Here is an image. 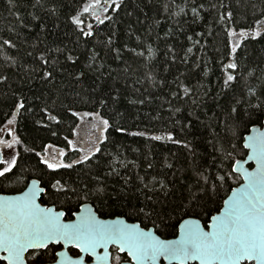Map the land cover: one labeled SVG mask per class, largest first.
<instances>
[{"label": "snow or ice", "instance_id": "1", "mask_svg": "<svg viewBox=\"0 0 264 264\" xmlns=\"http://www.w3.org/2000/svg\"><path fill=\"white\" fill-rule=\"evenodd\" d=\"M8 2L13 4V0ZM123 3L124 0H86L82 11L70 17L78 31V40L83 37L87 42L96 38L98 45L110 48L112 36L106 41L98 39L93 25L86 23L82 16L89 15L103 25L105 19H112L105 15L109 9L118 12ZM192 3L193 23L204 19L200 9L206 12L215 9L218 24L223 26L231 40L227 62L221 61L217 97H221L222 102L218 103L219 112L214 114L215 127L211 129L213 139L209 141L214 161H218L219 166L213 171L214 165L205 166L193 161L183 169L182 178H175L176 174L173 173L174 179L168 182L155 177L145 182L139 173L135 174V179L132 175H121L112 160H105V156L112 155L107 151L108 144H115L111 132L153 141L182 143L171 133L149 136L144 131L129 132L121 125V120H127L129 114L127 110L121 111L117 107L123 96L121 88L117 87L118 77L123 76L127 84L128 79L137 76L134 84H139V75L152 79L151 68L147 64L143 68H133L125 62V67L114 76L116 70L106 69L104 63L93 67L100 56L96 48L84 54L87 63L82 68L80 56L68 54L66 59L79 68L78 72L70 73L75 81L81 83L89 78V73L92 74L90 87L96 97V107L79 112L65 105L66 111L79 121L72 134L80 138L77 142L68 136L63 137L67 151L52 144H45L42 151L23 149L25 152H35L39 158L38 165H43L45 174L50 175V179L45 181L43 175L31 178L29 169H25L21 163V152L17 146L22 145L23 141L10 126L17 123L20 110L27 111L28 108L24 99L17 100L15 111L5 121L6 133L5 128H0V133L9 137L5 139L0 136V192L17 191L13 184H23V188L16 195L0 194V264H122V257L114 256L109 251L113 247L130 258L128 264H159L161 260L169 261V264H264V131L260 130L264 129V68L258 65L249 69L244 65L242 70L237 56V51L246 40L259 41L264 37V6L258 5L255 0H235V7L231 0L229 3L219 0V4H211L208 9L204 8L203 3L198 6L195 0ZM32 7L44 8L45 5L43 0H34ZM164 7L167 9L168 6ZM249 7L253 9L251 23L247 22ZM50 11L56 13L55 8ZM175 14L186 15L182 8ZM102 15H105V19L101 18ZM32 18L39 19L34 15ZM21 25L27 26L23 21ZM211 34L209 31L208 35ZM198 35L203 36L204 33ZM136 39L139 41L140 38ZM187 39L192 40V37L188 36ZM193 43L199 44L200 41ZM2 45L16 47L10 39H4ZM124 48L133 58L144 56V51L128 48L127 45ZM111 50L116 53L114 59H122L120 49ZM146 50L150 54L149 60L155 59L151 45ZM187 51L191 53L192 48ZM172 59L174 62V56ZM40 60L50 69L42 73L41 79L49 82L54 79L57 61H49L43 55ZM196 66L199 67V64ZM257 69L260 75H257ZM248 77L257 83H250ZM179 79V76L176 77L173 83L176 84ZM8 80L9 76L0 72V84ZM240 81H244L245 89L237 92L234 85ZM176 88L170 93L172 99L165 101L170 105L167 109L170 115L181 111L180 107L171 106L172 100L187 99L192 104L198 103L193 95L195 88L183 83L176 84ZM134 91L139 92V89L134 88ZM128 103L133 106L151 104V97L128 99ZM43 111L47 113L48 109ZM147 117L159 119V116L153 117L151 113ZM47 119L61 123L51 113H48ZM135 119L139 120V115H135ZM80 124L91 125L95 132L87 138L81 137ZM42 127L48 128L49 125L43 124ZM249 130L254 135L245 136L244 132ZM51 135L56 136L57 133L53 131ZM241 146L247 150L246 159L236 158L237 149ZM184 147L189 148L193 156L196 155L188 143H184ZM69 152L80 155L71 162H65L64 157ZM93 161L94 166L81 169L82 174L78 179H65L61 173L62 169H75L77 165ZM249 161L255 164L252 170L245 167ZM129 163L138 167L135 161ZM123 167L127 168V164H123ZM147 167L152 168L153 163L149 162ZM165 167L173 169L174 165L166 163ZM176 171L181 172V169ZM230 180L239 186L231 189V195L223 200L222 209L217 208L216 215L209 214L207 224L193 219L203 215L212 197ZM43 197L50 199L51 206L41 203ZM58 201L60 206H67L66 211L57 210ZM97 202L101 208L108 204L109 207L119 206L124 211L116 213L115 219H103L101 208L95 207ZM180 213L183 216L176 223H171L174 215L179 216ZM133 218L140 222L129 223L128 220ZM168 229H172L174 239L166 238Z\"/></svg>", "mask_w": 264, "mask_h": 264}, {"label": "trees", "instance_id": "2", "mask_svg": "<svg viewBox=\"0 0 264 264\" xmlns=\"http://www.w3.org/2000/svg\"><path fill=\"white\" fill-rule=\"evenodd\" d=\"M85 2L86 0H43L45 7L39 8L32 7L34 0H13V4H9L8 0H0V72L9 76L6 83L0 84V128L15 111L17 100L24 99L28 110H20L15 132L23 141V144L17 148L21 152V163L25 169H29L28 174L31 178L35 179L43 175V179L47 181L50 175L45 174L43 165H38L39 158L35 156V152H25L23 149L42 151L45 144H52L67 151L68 146L63 137L68 136L69 139H73L72 129L79 121L66 111L65 105L79 112L90 111L96 107L94 102L96 97L90 87L92 74L89 73L88 79L78 83L70 73L78 72L79 68L72 66L66 59L68 54L79 55L83 62L80 65L82 68L83 64L87 63L84 54L90 53L93 48L100 52L97 64L93 67L104 63L106 69L116 70L113 72L114 76L125 67V62L131 64L133 68H143L145 64L151 68L152 79L148 80L143 75H139L138 78L141 80L139 84H134L137 76L128 79L127 84L124 83L123 76L118 77L117 87L121 88L123 96L121 104L117 107L121 111L127 110L129 114L127 120H121V125L129 132L144 131L149 136L171 133L176 140L182 141L176 144L166 140L153 141L141 136L111 132V139L115 144H108L107 151L112 155L105 156V160H112L121 175H132L135 179V174L139 173L144 177L145 182L153 177L168 182L174 179L173 173L176 174L175 178H182L183 169L193 161L205 166L214 165L213 171H215L219 162L214 161L213 149L209 141L213 139L211 129L215 127L214 114L219 112L218 103L222 102L221 97H217L220 91L221 61L227 62L231 44L223 26L217 22L216 10L206 12L200 9V15L204 19L193 23L192 0H150V2L124 0L118 12L109 9L105 14L111 16V20L105 19V15L101 17L105 19L103 25H99L89 15L82 16L86 23L93 25L98 39L106 41L112 36L113 44L110 48H104L97 44L96 38L87 42L83 37H79L78 40V31L71 23L70 17L81 12ZM224 2L229 3L230 0ZM231 2L235 7V0ZM255 2L264 6V0H255ZM201 3L204 4L205 9H208L211 4H219V0H195V5ZM165 5L168 6L167 9ZM53 8L56 9L55 14L50 11ZM181 8L186 15L175 14ZM247 11L249 13L247 22L251 23L253 9L249 7ZM33 15L39 19L34 20ZM237 18L240 19L239 16ZM21 21L27 26H22ZM209 31L211 35H208ZM199 33L204 35L200 36ZM188 36H191L192 40L187 39ZM137 37L140 38L139 41ZM4 39L12 40L16 47L8 48L2 45ZM196 40L200 43L194 45L193 42ZM124 45L137 51H144V56L133 58ZM148 45H151L155 52V59L149 60L150 54L146 50ZM188 48H192L191 53H188ZM111 49H120L122 59H114L116 53ZM42 55L49 61H57L54 79L49 82L41 79L42 73L50 70L40 60ZM237 56L240 58L242 70L244 65L249 69L257 68L258 65L259 68H264V37L259 41L246 40L237 51ZM197 64L199 67L196 66ZM260 74L257 69V75ZM178 76L180 79L176 84L183 83L196 89L193 95L198 103L192 104L187 99L172 100L171 106H178L181 111L170 115L167 110L170 105L165 101L172 99L170 93L177 90L173 81ZM248 80L250 83H257L250 77ZM234 87L237 92L245 89L244 81H240ZM134 88H138L139 92L134 91ZM206 90L207 94H205ZM148 97H151V104L133 106L128 103V99ZM89 100L92 102L89 103ZM45 108L48 109L47 113L43 111ZM48 113L56 115L61 123L49 121ZM148 113L153 117L159 116V119L147 117ZM135 115H139L140 119L136 120ZM43 124H48L49 127H42ZM53 131L57 133L56 136L51 135ZM249 132L250 130L244 132V135ZM184 143H188L195 151V156L189 148L184 147ZM237 153V159L246 156V150L242 146L238 147ZM78 155L80 154L69 152L64 160L71 162L77 159ZM131 161H135L138 167L129 163ZM149 162L153 163L152 168L147 167ZM166 163L173 164L174 168H166ZM123 164H127V168H124ZM90 165L94 166V161L86 165H77L75 169H62L61 173L64 174L65 179H78L82 174L81 169H87ZM176 169H181V172H177ZM237 186L238 184L230 180L217 195L212 197L203 215L192 218L200 219L203 224H207L209 214L215 215L217 208H222L223 200L227 198L231 189ZM12 187L17 191L6 190L0 193H18V190L23 188V184H13ZM41 203L51 205L48 197H43ZM95 207L101 208L99 202ZM57 209L66 211L67 206H60L58 201ZM122 211L124 209L119 206L109 207L105 204L101 208V218H115V214ZM180 216H183V213L179 216L174 215L171 223H176ZM128 221L140 222L134 218ZM148 226L151 227L150 224ZM168 233L166 238L174 237L171 234L172 229H168Z\"/></svg>", "mask_w": 264, "mask_h": 264}, {"label": "water", "instance_id": "3", "mask_svg": "<svg viewBox=\"0 0 264 264\" xmlns=\"http://www.w3.org/2000/svg\"><path fill=\"white\" fill-rule=\"evenodd\" d=\"M256 127H259V125H257ZM261 131H264V129H260ZM248 135H254V133H251V131L249 132V134H247L246 136H248ZM246 152H247V150H246ZM245 159H246V156L244 157ZM245 167H248L249 168V170H252L253 168H255V164H254V162H251V161H249L248 162V164H246L245 165ZM243 183V181L241 180V184ZM239 186V185H238ZM237 186V187H238ZM236 188V187H235ZM0 194H2V193H0ZM16 194H18V193H14V194H5V195H16ZM229 195H231V192L229 193ZM228 195V196H229ZM227 196V197H228ZM223 207V206H222ZM222 209V208H221ZM57 210H59V209H57ZM59 211H63V210H59ZM217 214V213H216ZM215 214V215H216ZM103 219H115V218H103ZM193 219H196V218H193ZM129 222V221H128ZM129 223H133V222H129ZM134 223H137V222H134ZM201 223L203 224V222L201 221ZM178 234V233H177ZM175 238V236L174 237H172V238H168V239H174ZM113 249H115L114 247L113 248H110L109 249V251L113 254ZM116 252H117V254L118 255H125L126 257H127V255L125 254V253H119L118 252V250L116 249ZM127 259H128V261H129V259L130 258H128L127 257ZM128 261H126V262H123L122 264H128ZM159 264H169V261H166V260H161L160 262H159ZM193 264H198V262H193Z\"/></svg>", "mask_w": 264, "mask_h": 264}, {"label": "rangeland", "instance_id": "4", "mask_svg": "<svg viewBox=\"0 0 264 264\" xmlns=\"http://www.w3.org/2000/svg\"><path fill=\"white\" fill-rule=\"evenodd\" d=\"M86 17H88V16H86ZM101 17H103V15ZM10 127L13 129L14 133L16 134L15 124L10 126ZM2 128H5V133H6L7 128L5 127V125L2 126ZM80 128L82 129L81 137H84V138H87L88 136L92 135L95 132V129L91 125L80 124ZM5 133H0V136H3V138L8 139L9 137H7V135ZM96 134H99V133H96ZM73 140H77V142H79L80 138L74 136ZM55 147L59 148L57 146H55ZM59 149H61V148H59ZM6 155H7V153H6Z\"/></svg>", "mask_w": 264, "mask_h": 264}, {"label": "flooded vegetation", "instance_id": "5", "mask_svg": "<svg viewBox=\"0 0 264 264\" xmlns=\"http://www.w3.org/2000/svg\"><path fill=\"white\" fill-rule=\"evenodd\" d=\"M51 206V205H48ZM113 255H118L116 250H113ZM122 257V263L128 261L127 257L125 255H120Z\"/></svg>", "mask_w": 264, "mask_h": 264}]
</instances>
